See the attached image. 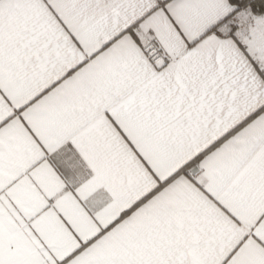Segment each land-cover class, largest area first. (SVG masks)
Masks as SVG:
<instances>
[{"label":"snow or ice","instance_id":"snow-or-ice-1","mask_svg":"<svg viewBox=\"0 0 264 264\" xmlns=\"http://www.w3.org/2000/svg\"><path fill=\"white\" fill-rule=\"evenodd\" d=\"M0 264H264V0H0Z\"/></svg>","mask_w":264,"mask_h":264}]
</instances>
